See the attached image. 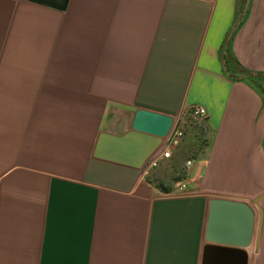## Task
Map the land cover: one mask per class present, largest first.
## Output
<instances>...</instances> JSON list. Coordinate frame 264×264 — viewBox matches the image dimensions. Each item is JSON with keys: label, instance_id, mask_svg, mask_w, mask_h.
I'll return each mask as SVG.
<instances>
[{"label": "crops", "instance_id": "obj_1", "mask_svg": "<svg viewBox=\"0 0 264 264\" xmlns=\"http://www.w3.org/2000/svg\"><path fill=\"white\" fill-rule=\"evenodd\" d=\"M141 108L179 120L172 156L96 158ZM216 197L264 264V0H0V264H203Z\"/></svg>", "mask_w": 264, "mask_h": 264}, {"label": "water", "instance_id": "obj_2", "mask_svg": "<svg viewBox=\"0 0 264 264\" xmlns=\"http://www.w3.org/2000/svg\"><path fill=\"white\" fill-rule=\"evenodd\" d=\"M179 125L174 116L139 109L130 131L123 135L101 133L94 156L108 162L142 170L151 156ZM256 214L253 207L239 200L212 198L203 264H211L212 251L238 256L239 264H248V252L253 241Z\"/></svg>", "mask_w": 264, "mask_h": 264}, {"label": "built area", "instance_id": "obj_3", "mask_svg": "<svg viewBox=\"0 0 264 264\" xmlns=\"http://www.w3.org/2000/svg\"><path fill=\"white\" fill-rule=\"evenodd\" d=\"M192 112L197 117H204L207 114L205 107H194L192 109ZM184 135L185 132L183 128L179 127L178 125V127L175 128L169 135L168 139L165 140L166 145L164 149L162 151H157L156 153H154L151 158L147 161L142 170H150L152 168L157 167L161 158H170L172 156L173 150L178 147ZM188 164L190 165L191 161H188ZM185 188V183H181L178 185L179 191H183Z\"/></svg>", "mask_w": 264, "mask_h": 264}, {"label": "rangeland", "instance_id": "obj_4", "mask_svg": "<svg viewBox=\"0 0 264 264\" xmlns=\"http://www.w3.org/2000/svg\"><path fill=\"white\" fill-rule=\"evenodd\" d=\"M190 134V135H189ZM188 134V136H189V138H190V140H192L191 141V145H192V143H193V137H191V136H193V134L192 133H189ZM184 138V137H183ZM188 138V137H187ZM190 140H188V143L190 142ZM196 143V146H198L197 145V142H195ZM187 144V143H186ZM194 146H195V144L193 143V146H192V148L193 149H190V147H186L187 149H184V150H186L187 151V154L186 155H189L190 154V156H193V155H195V150H196V148H194Z\"/></svg>", "mask_w": 264, "mask_h": 264}]
</instances>
